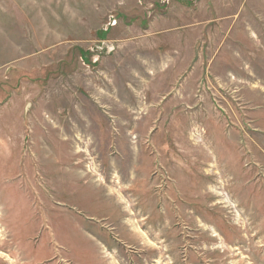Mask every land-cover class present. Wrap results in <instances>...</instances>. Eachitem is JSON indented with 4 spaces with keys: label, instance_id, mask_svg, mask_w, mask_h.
<instances>
[{
    "label": "rangeland",
    "instance_id": "1",
    "mask_svg": "<svg viewBox=\"0 0 264 264\" xmlns=\"http://www.w3.org/2000/svg\"><path fill=\"white\" fill-rule=\"evenodd\" d=\"M0 264H264V0H0Z\"/></svg>",
    "mask_w": 264,
    "mask_h": 264
},
{
    "label": "bare ground",
    "instance_id": "2",
    "mask_svg": "<svg viewBox=\"0 0 264 264\" xmlns=\"http://www.w3.org/2000/svg\"><path fill=\"white\" fill-rule=\"evenodd\" d=\"M112 98H113V97H112ZM114 168H115V167H114ZM91 173H92L91 176L94 178V174H93L94 172H93V170H91ZM90 178H91V177H90ZM93 183H94V182H93ZM118 183H120V182H116V184H118ZM100 184H101V183H100ZM116 184H115V185H116ZM102 185H103V184H102ZM100 186H101V185H100ZM106 188H107L108 190H110L109 193L116 194V192H117V193H118V194H117L118 198H119L120 196L123 198V196L120 194V191H121V189H122L121 187H118V188L116 189V187H115V188H111V187H107V186H106ZM111 189H113L115 193L111 192V191H112ZM119 194H120V196H119ZM113 196H114V195H113ZM115 197H116V196H115ZM106 199H107V198H106ZM117 201H118V200H117ZM121 203H122V202H121ZM126 215H127V214H126Z\"/></svg>",
    "mask_w": 264,
    "mask_h": 264
}]
</instances>
